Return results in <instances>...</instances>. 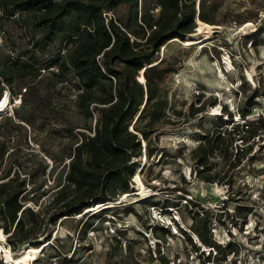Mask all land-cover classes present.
Listing matches in <instances>:
<instances>
[{
  "label": "rangeland",
  "instance_id": "374dc122",
  "mask_svg": "<svg viewBox=\"0 0 264 264\" xmlns=\"http://www.w3.org/2000/svg\"><path fill=\"white\" fill-rule=\"evenodd\" d=\"M206 3L208 15L219 24L198 22L196 32L203 43L186 45L172 39L159 49L158 58L163 59L158 67L165 71L158 87L166 102L155 117L151 114L156 108L150 105L134 124L146 130L148 141L139 135L137 169L143 167L133 175L131 193L58 218L50 225V240H41L39 248L46 247L31 263L24 253L30 244L11 250L9 233L0 229V264H161L157 249L168 264H264V0ZM112 13L126 19L128 11L121 4ZM1 22L0 66L27 46L11 18ZM47 76L42 69L33 80L42 93L53 80ZM76 83L72 76L57 81L49 92L50 107L31 124L14 116L19 95L11 98L6 86L1 92V98L8 92L9 102L0 111V177L7 169L26 175L22 198L43 218L54 212L47 203L65 182L79 131L93 132L96 111L87 115L78 109ZM12 88L18 91L15 82ZM5 101L6 96L0 106ZM240 109L248 113L241 116ZM7 116L19 125L6 126ZM245 122L254 123V136L247 139L250 132L241 131L245 139L236 136L232 147L225 138L199 171L194 157L203 134L218 129L226 134L224 129L236 123L245 129ZM235 146L242 149L234 156ZM196 211L198 218L207 214L206 220L198 224ZM24 217L30 223L31 215ZM191 225L206 227L221 243L219 251L201 244ZM225 242L230 244L227 249L222 247Z\"/></svg>",
  "mask_w": 264,
  "mask_h": 264
},
{
  "label": "trees",
  "instance_id": "16d2710c",
  "mask_svg": "<svg viewBox=\"0 0 264 264\" xmlns=\"http://www.w3.org/2000/svg\"><path fill=\"white\" fill-rule=\"evenodd\" d=\"M121 4L128 11L126 19L109 14ZM154 7L158 9L156 13L152 11ZM8 18L27 43L14 56L8 55L0 66V98L4 86L11 98L15 95L20 98L14 116L31 124L50 107L51 88L57 81H67L69 76L77 82L78 109L87 115H91V109L96 111L92 134L79 131V141L69 154L65 182L48 200L47 208L54 212L47 218L40 217L39 209L25 205L22 197L27 190L26 175L15 169L10 174L7 169L0 177H7L0 180V229L9 233L11 250L30 244L24 247V253L31 263L44 248L39 245L50 240V225L58 218L80 213L126 191L131 193L128 189L133 175L136 177L143 167L137 169L140 164L136 159L141 154V137L148 141L146 130L134 124L150 105L156 108L151 114L155 117L166 102L158 87L165 71L158 67L163 59L158 58L160 47L172 39L186 45L203 43L196 32L199 23L206 26L219 22L208 15L206 0H0V21ZM55 43L59 45L56 47ZM42 69L49 73L47 80L53 79L45 85L47 93H42L33 82ZM14 82L18 91L12 88ZM247 113L248 109L239 111L241 116ZM3 123L19 125L9 116ZM253 124L245 122V129L240 130L236 123L228 131L224 129L226 134L219 129L212 134L205 132L202 143L195 148L199 171L205 167L206 156L219 149L218 144L225 138L229 137L227 146L232 147L235 139H245L241 131L250 132L247 139L254 136ZM241 149L235 146L233 155ZM2 153L0 148V156ZM150 154L148 149L147 155ZM25 213L31 215L30 223L26 222ZM198 215L196 211L194 217ZM206 216L202 212L197 217L198 224ZM191 230L201 244L219 251L221 243L211 237L206 227L191 225ZM183 233L191 242L187 231ZM229 246L225 242L222 247ZM157 253L160 263L168 264L159 249Z\"/></svg>",
  "mask_w": 264,
  "mask_h": 264
},
{
  "label": "bare ground",
  "instance_id": "6f19581e",
  "mask_svg": "<svg viewBox=\"0 0 264 264\" xmlns=\"http://www.w3.org/2000/svg\"><path fill=\"white\" fill-rule=\"evenodd\" d=\"M6 96V101H7V95H5ZM3 99V98H2ZM2 101V100H1ZM1 101H0V103H1ZM5 101V102H6ZM5 108V104L3 105V106H0V110H3Z\"/></svg>",
  "mask_w": 264,
  "mask_h": 264
},
{
  "label": "built area",
  "instance_id": "2783aa9c",
  "mask_svg": "<svg viewBox=\"0 0 264 264\" xmlns=\"http://www.w3.org/2000/svg\"><path fill=\"white\" fill-rule=\"evenodd\" d=\"M5 92H7V91H5ZM7 94H8V92L6 93V95H7ZM2 98H3V97H2ZM2 98L0 99V101L2 100ZM6 102H7V104H8V102H9L8 97H7V101H6ZM6 102H5L4 104H6ZM7 104H6V105H7ZM6 105H5V106H6Z\"/></svg>",
  "mask_w": 264,
  "mask_h": 264
}]
</instances>
